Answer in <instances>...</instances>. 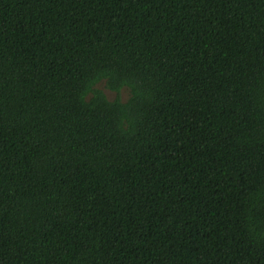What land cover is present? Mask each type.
<instances>
[{
  "label": "trees",
  "instance_id": "trees-1",
  "mask_svg": "<svg viewBox=\"0 0 264 264\" xmlns=\"http://www.w3.org/2000/svg\"><path fill=\"white\" fill-rule=\"evenodd\" d=\"M0 264H264V0H0Z\"/></svg>",
  "mask_w": 264,
  "mask_h": 264
},
{
  "label": "rangeland",
  "instance_id": "rangeland-1",
  "mask_svg": "<svg viewBox=\"0 0 264 264\" xmlns=\"http://www.w3.org/2000/svg\"><path fill=\"white\" fill-rule=\"evenodd\" d=\"M96 90H99L101 91L106 99L108 101H113L115 100L116 98L119 99V101L121 102H124L126 101V99L128 98V91L127 89H122L118 94H115L114 92H111L109 90H107L105 87H104V82H100L98 83L95 87H94Z\"/></svg>",
  "mask_w": 264,
  "mask_h": 264
}]
</instances>
